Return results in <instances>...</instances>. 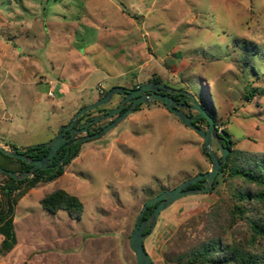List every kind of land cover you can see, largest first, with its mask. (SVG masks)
Returning a JSON list of instances; mask_svg holds the SVG:
<instances>
[{
    "label": "rangeland",
    "instance_id": "1",
    "mask_svg": "<svg viewBox=\"0 0 264 264\" xmlns=\"http://www.w3.org/2000/svg\"><path fill=\"white\" fill-rule=\"evenodd\" d=\"M152 77L192 93L226 125L222 137L233 148L264 151V0H0L2 144L49 141L102 96L98 83L104 92ZM202 142L160 101L142 103L104 135L80 141L60 176L18 185L11 193L15 242L1 247V220L0 264H137L130 235L142 204L210 169ZM211 147L220 157L219 144ZM6 180L0 174V212L8 206ZM218 181L213 192L181 197L160 212L144 239L152 264H175L211 234L210 206L220 201L225 213L241 184L226 172ZM56 188L81 200L80 218L42 207L40 198ZM246 232L238 223L223 236Z\"/></svg>",
    "mask_w": 264,
    "mask_h": 264
},
{
    "label": "trees",
    "instance_id": "2",
    "mask_svg": "<svg viewBox=\"0 0 264 264\" xmlns=\"http://www.w3.org/2000/svg\"><path fill=\"white\" fill-rule=\"evenodd\" d=\"M106 91L101 95L103 96ZM180 95L182 96V94ZM100 106L95 109L100 108ZM185 112L193 116L190 112ZM89 116H91V113L88 111L83 113L78 119L83 118V121H85ZM213 119L215 124H217L214 116ZM202 120L208 125L205 118L202 117ZM193 122L197 124V119ZM100 128L101 126L98 125L93 130L97 131ZM223 134H226V129L220 136L222 137ZM223 142L229 148V153L219 168L210 192L216 190V184L219 182L218 177L225 172L231 178L241 179V184L230 195V203L226 207L225 213L220 201H216L210 206L207 216L214 228L211 234L178 256L174 262L175 264H264V151L235 149L233 148L234 143L230 138H224ZM79 146L80 142H75L70 146L64 163H68L71 158L77 155ZM34 148L38 149L34 150ZM65 151L64 148L60 155H64ZM47 152L48 148L42 147V143L28 148V153L33 158H41ZM0 156L2 160L0 166L4 169L28 171L31 167L25 161L5 155L1 151ZM56 162L57 157L54 158L52 167L36 170L32 177L26 179H14L0 172L1 175L7 178L2 189L8 206L4 212H0V221L4 220L6 224L1 229V233L5 237L1 242V247L5 252L15 242L13 220L10 217L14 212L11 193L18 189L19 184L26 181L48 182L60 176L63 173V165L54 166ZM201 186V182L198 181L186 188ZM146 190H149V188H146ZM40 203L44 209L52 213L60 209L65 210L71 218H80L83 212L81 200L76 195L62 188H56L45 193L40 198ZM152 209L153 205H149L143 214V218L148 216ZM238 223L245 225L247 232L241 237L233 235L230 239H225L223 234L227 231V228L232 230Z\"/></svg>",
    "mask_w": 264,
    "mask_h": 264
},
{
    "label": "water",
    "instance_id": "3",
    "mask_svg": "<svg viewBox=\"0 0 264 264\" xmlns=\"http://www.w3.org/2000/svg\"><path fill=\"white\" fill-rule=\"evenodd\" d=\"M147 90H150L152 92L150 94H146L145 92ZM125 91L127 92L128 96H134V95H138V96L127 109L121 112L110 123L106 124L96 132L87 133L90 122H95L106 118H110L122 108V104H120L118 107L110 110L107 113L97 114L92 118L87 119L86 122L79 128L73 127L75 121L83 113L91 111L102 104L108 103L111 97L115 93L125 92ZM162 91H164V93H161ZM174 93L185 94L189 98L191 104L186 105L181 101L176 100L171 95ZM152 100H158L161 103H163L165 107L168 110H170L172 113H174L181 120L183 124L190 127L197 135H199L202 138L203 151L205 154L209 156L211 160V167L208 171L188 177L183 181H181L180 183H178L175 187L171 189L162 190L159 194L147 199L142 204V207L137 215L134 228L130 235V246L136 258L137 264H152L151 257L144 246V239L147 236V234L153 229L160 212L163 209L170 206L175 200L181 197L200 193V192H209L211 190L212 183L219 171V168L222 165V163L226 160L227 154L229 152V148L226 145H221L220 157L213 151L211 147L212 141L214 140L217 143H220L221 141H223L224 138L221 137L219 134H217L215 130V121L213 119V116L210 113H208L196 101L192 93L188 92L185 89H175L168 87L163 83H153V82L143 83L140 87L136 89H128L120 85L112 86L106 91V93L103 96L99 97L98 99H96L91 103L81 106L73 114V116L70 118L67 124L59 126V132L56 136L51 138L49 141L42 143V147H47L48 152L41 158H33L32 156H30L27 153L29 147L18 148L8 143L2 144L0 142V151L3 154L13 158L21 159L31 165L28 171H20V170L13 171V170L4 169L0 166V172L7 174L14 179L30 178L33 176L34 171L39 169L44 170L52 167L50 166V163L53 161L54 155L57 153L60 146L66 140L71 139L66 144L67 149L65 151V154L54 165V166H60L63 163L62 161L66 158L69 152V147L73 143L97 138L104 135L110 129L115 127L127 114L131 113L134 110L135 104H137L138 102L144 103ZM184 107H189L190 109H193L198 113L195 116H190L183 110ZM199 116H203L206 118L208 122L206 129L198 126L193 122ZM66 129H69L70 131L69 137H67L64 134V131ZM79 133H85V135L75 137V135ZM37 149L38 148H34V150ZM198 181L201 182L202 185L201 187L186 188L187 186ZM149 205H153V209L148 216L143 218V214Z\"/></svg>",
    "mask_w": 264,
    "mask_h": 264
},
{
    "label": "flooded vegetation",
    "instance_id": "4",
    "mask_svg": "<svg viewBox=\"0 0 264 264\" xmlns=\"http://www.w3.org/2000/svg\"><path fill=\"white\" fill-rule=\"evenodd\" d=\"M146 82L161 83V81H160L157 77H152V78L146 80ZM146 82L139 83V84L135 85L134 87H127V86H124V87H126V88H128V89H136V88L140 87L143 83H146ZM151 92H152V91L147 90L145 93H146V94H150ZM105 93H106V92H105ZM161 93H164V91H162ZM179 94H181V93H174V94H171V95H172L176 100H179V101H181L182 103H184V104H186V105L191 104L189 98H188L185 94H182V96H181V95L179 96ZM114 95H118V100L116 101L115 105L112 106V107H110V108H108V109H107L105 112H103V113H107V112H109L110 110H112V109L118 107L120 104H122V108H121V109H120L115 115H113V116H111L110 118H108L109 120H108L106 123L100 125L101 128H102L103 126H105L106 124L110 123V122H111L115 117H117L121 112H123L125 109H127V108L133 103V101L136 99V97L138 96V95L128 96V94H127L126 91H125V92H117V93H115ZM110 100H111V99H110ZM152 101H154V100H152ZM156 101H158V100H156ZM141 104H142V102H138L137 104H135V105H134V110H135V109H138L139 106H140ZM162 104H163V103H162ZM163 105H164V104H163ZM164 106H165V105H164ZM186 109H190V108H189V107H184V108H183V110H186ZM197 113H198V112L194 110V114H193V116H195ZM93 116H95V115H92V116L87 117V118L85 119V121L82 122V123H74V124H73V127H75V128H79V127H81V126L86 122L87 119L92 118ZM202 117H203V116H199V117L196 118V119H197V124H199L201 127L203 126L201 123L204 122V121L202 120ZM203 118H205V117H203ZM106 119H107V118H106ZM205 119H206V118H205ZM103 120H104V119H103ZM101 121H102V120L95 121V122H90V123H89V126H88V132H87V133H93V132H96L95 130H93V127L95 126V124H97L98 122L100 123ZM59 126H61V125H59ZM59 126H58V130H57V133L55 134V136H56V135L58 134V132H59ZM101 128H100V129H101ZM206 128H207V127H206ZM206 128H205V129H206ZM96 130H97V129H96ZM98 130H99V129H98ZM98 130H97V131H98ZM87 133H86V134H87ZM64 134H65L67 137H69V135H70V131H69V129H66V130L64 131ZM82 135H85V133H79V134H76L75 137H79V136H82ZM70 140H71V139L66 140V141L60 146V148L58 149L57 153L54 155V158L57 157V161L63 156V155H60V154H61V152L63 151L64 148H65V150L67 149L66 144H67V142H69ZM73 144H74V143H73ZM218 144H219L220 147H221V145H225L223 141H221V142L218 143ZM63 146H64V147H63ZM69 148H70V147H69ZM27 153H28V150H27ZM28 154H29V153H28ZM64 154H65V153H64ZM54 158H53V161H54ZM53 161H52V162H53ZM52 162L50 163V166H53ZM62 162H63V163H62L61 165H64V160H63Z\"/></svg>",
    "mask_w": 264,
    "mask_h": 264
},
{
    "label": "built area",
    "instance_id": "5",
    "mask_svg": "<svg viewBox=\"0 0 264 264\" xmlns=\"http://www.w3.org/2000/svg\"><path fill=\"white\" fill-rule=\"evenodd\" d=\"M97 89H98L99 93L102 94L103 93V84L102 83H98ZM48 95L52 96L53 92L51 90L48 91ZM224 129H226V125L225 124H222V123L215 124V130H216L217 134H219V135L222 134Z\"/></svg>",
    "mask_w": 264,
    "mask_h": 264
}]
</instances>
